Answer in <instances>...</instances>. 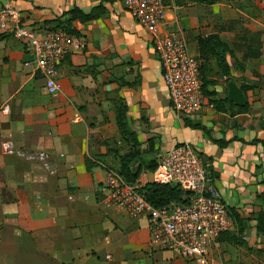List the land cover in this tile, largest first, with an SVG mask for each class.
<instances>
[{"label":"crops","instance_id":"crops-1","mask_svg":"<svg viewBox=\"0 0 264 264\" xmlns=\"http://www.w3.org/2000/svg\"><path fill=\"white\" fill-rule=\"evenodd\" d=\"M253 1L167 0L169 28L204 64L202 104L181 115L171 106L153 33L121 0H12L34 26L70 17L74 6L102 8L92 18L70 19L85 45L60 61L53 93L24 63L31 58L26 44L0 32V264H188L149 245L146 216L99 199L106 167L119 169L128 151L138 149L132 170L140 164V186L152 180L150 160L183 141L198 150L239 219L238 225L232 214L234 227L219 235L213 264H264V236L256 228L264 208V0H255L256 8ZM211 32L229 46L230 79L245 85L244 105L228 98V75L215 56L200 55L198 37ZM249 62L259 64L256 71ZM121 106L138 138L134 146L119 124ZM7 140L15 150L5 148ZM16 148L45 150L47 164Z\"/></svg>","mask_w":264,"mask_h":264},{"label":"built area","instance_id":"built-area-1","mask_svg":"<svg viewBox=\"0 0 264 264\" xmlns=\"http://www.w3.org/2000/svg\"><path fill=\"white\" fill-rule=\"evenodd\" d=\"M121 2L153 33L173 110L183 115L199 108L202 104L200 60L189 50L182 33L169 28L166 21L173 17L168 13L167 0ZM0 32H10L26 44L31 58L24 63L32 64L41 74L49 93L60 88V61L69 52L81 50L85 45L81 34L62 26L48 28L26 24L21 10L12 0L0 4ZM7 108L5 104L3 110ZM4 146L15 150L10 140L5 141ZM16 152L47 164L45 150L16 148ZM207 167L190 142H179L157 154L151 176L154 181L190 190L187 201L153 205L138 190L136 181H129L117 168L109 166L99 185V199L105 207L118 208L130 216H146L149 245L169 249L184 257L188 264H213V248L219 235L232 229L235 221L221 191L211 182Z\"/></svg>","mask_w":264,"mask_h":264},{"label":"trees","instance_id":"trees-1","mask_svg":"<svg viewBox=\"0 0 264 264\" xmlns=\"http://www.w3.org/2000/svg\"><path fill=\"white\" fill-rule=\"evenodd\" d=\"M206 3H212L216 0H198ZM102 8L101 4L93 6L89 11H84L78 6H74L68 10L70 13V17L65 19H46L42 22L44 27L52 28L57 26H62L67 28L68 30L75 31V28L70 24V19L78 18L80 20H86L92 18L98 14ZM198 48L200 55L203 56L205 54H212L215 56L217 65L221 68L222 73L228 75L226 80L228 81L231 78V70L230 64L227 61L226 53L229 50L228 44L220 37L217 32H211L205 36L198 37ZM201 72L204 70V64H200ZM245 89V85L241 86ZM119 124L121 126L122 133L125 137L133 143V146L138 143V138L128 124L125 107L121 106L119 108ZM186 122L192 126H201V124L193 123L191 121L186 120ZM253 140H258L254 138ZM214 141L218 142L220 145H223L227 142L225 139H214ZM264 144V140H261ZM138 149L133 148L128 151L122 157L121 166L118 169L129 181L134 182L135 179L139 175L140 164L136 170H132V163L135 157L138 156ZM151 162V163H150ZM150 164H148L149 169H153L156 165L153 159L150 160ZM138 190L142 192L145 197L150 201L153 205L160 206L170 201H187L189 196L191 195V191L187 189H183L178 185H170L168 183H161L154 180H149L138 186ZM232 214L235 216V219L238 223V215L232 207H230ZM238 219V220H237ZM239 225V223H238ZM256 228L257 231L262 233L264 236V208L260 209L256 215Z\"/></svg>","mask_w":264,"mask_h":264},{"label":"water","instance_id":"water-1","mask_svg":"<svg viewBox=\"0 0 264 264\" xmlns=\"http://www.w3.org/2000/svg\"><path fill=\"white\" fill-rule=\"evenodd\" d=\"M227 96L230 100L238 105H244L246 103V96L241 88L233 79H229L226 84ZM133 170L135 167L133 166Z\"/></svg>","mask_w":264,"mask_h":264},{"label":"rangeland","instance_id":"rangeland-1","mask_svg":"<svg viewBox=\"0 0 264 264\" xmlns=\"http://www.w3.org/2000/svg\"><path fill=\"white\" fill-rule=\"evenodd\" d=\"M228 2H229V0H227ZM253 6H254V8H256V7H258V4L256 3V1L254 0L253 1V4H252ZM227 31V35H228V30H226ZM257 35V34H256ZM247 65H248V67L249 68H253L254 67V69H253V71H256L257 69H256V67H257V65H259L258 63H252V62H249V63H247ZM240 67H242L243 68V65H241ZM260 68V67H259ZM263 69H264V64H263ZM262 76H264V75H262ZM262 80V79H261ZM145 163V162H144ZM259 264H262L261 263V261L259 262Z\"/></svg>","mask_w":264,"mask_h":264}]
</instances>
